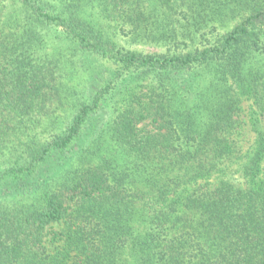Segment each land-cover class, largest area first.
<instances>
[{"label": "trees", "instance_id": "trees-1", "mask_svg": "<svg viewBox=\"0 0 264 264\" xmlns=\"http://www.w3.org/2000/svg\"><path fill=\"white\" fill-rule=\"evenodd\" d=\"M0 264H264V0H0Z\"/></svg>", "mask_w": 264, "mask_h": 264}, {"label": "rangeland", "instance_id": "rangeland-1", "mask_svg": "<svg viewBox=\"0 0 264 264\" xmlns=\"http://www.w3.org/2000/svg\"><path fill=\"white\" fill-rule=\"evenodd\" d=\"M123 44V43H122ZM126 48L128 49H132V50H136V51H144V52H164V50H161V49H158V48H155V47H152V46H143V45H124ZM102 72L103 69H100ZM245 108L246 110L248 111V104L245 103ZM248 136H252V133L249 131L248 132Z\"/></svg>", "mask_w": 264, "mask_h": 264}]
</instances>
